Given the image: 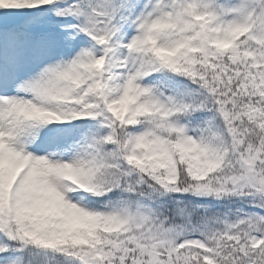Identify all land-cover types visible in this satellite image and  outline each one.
Returning <instances> with one entry per match:
<instances>
[{"label": "snow or ice", "instance_id": "snow-or-ice-1", "mask_svg": "<svg viewBox=\"0 0 264 264\" xmlns=\"http://www.w3.org/2000/svg\"><path fill=\"white\" fill-rule=\"evenodd\" d=\"M0 264H264V0H0Z\"/></svg>", "mask_w": 264, "mask_h": 264}]
</instances>
